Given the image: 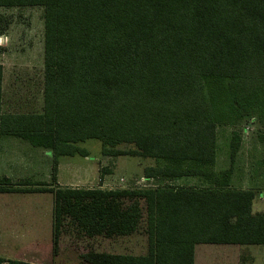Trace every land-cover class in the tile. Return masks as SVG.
Wrapping results in <instances>:
<instances>
[{
    "label": "trees",
    "instance_id": "obj_1",
    "mask_svg": "<svg viewBox=\"0 0 264 264\" xmlns=\"http://www.w3.org/2000/svg\"><path fill=\"white\" fill-rule=\"evenodd\" d=\"M30 7L44 11L42 107L4 112L0 65V128L53 153V182L61 157H89L79 144L98 140L104 156L162 162L148 180L210 186L23 190L46 184L3 179L0 193L54 195L56 250L67 221L92 239L133 236L144 223L145 255L89 251L86 264H194L197 245H263L258 194L213 168L221 123L256 113L264 126V0H0ZM240 142L235 132L233 161Z\"/></svg>",
    "mask_w": 264,
    "mask_h": 264
},
{
    "label": "rangeland",
    "instance_id": "obj_2",
    "mask_svg": "<svg viewBox=\"0 0 264 264\" xmlns=\"http://www.w3.org/2000/svg\"><path fill=\"white\" fill-rule=\"evenodd\" d=\"M0 29L6 33L0 47L8 55L4 62L8 91L6 108L14 110H40L41 90L44 75L45 24L42 8H0ZM28 102V103H26ZM28 104V105H26ZM25 107H24V106ZM240 134V151L231 159L233 134ZM218 151L215 173L232 171V186L255 190L258 196L264 193V126L256 113L247 114L235 124L221 123L218 126ZM89 157L76 156L66 165L75 172H65L67 186L77 189H149L160 186H210L200 178H183L173 182L146 179L148 167L163 165L152 159L102 154L98 140L79 144ZM119 149L128 151L132 146ZM87 166V167H86ZM45 186H23V190L58 189L53 182V172L38 176ZM49 183H47V182ZM53 186H47V185ZM13 186H7L12 188ZM14 188V187H13ZM18 188H20L18 186ZM0 193V254L5 260L20 259L34 264H86L82 256L89 251L111 254L143 255L148 250L144 223L141 231L126 238H88L79 235L69 221L61 228L58 247L54 245L55 198L51 192ZM13 196V197H10ZM256 211L259 207H255ZM6 213V214H5ZM8 215V217H7ZM9 218V219H8ZM6 220V221H5ZM12 236L11 239L6 235ZM14 244H12V243ZM236 246L203 244L198 247L197 264H264V249L247 246L248 251L239 252ZM251 248H254L253 250ZM251 250V251H250ZM252 253V254H251ZM240 255V261L238 260ZM255 257V258H252ZM252 258V259H251Z\"/></svg>",
    "mask_w": 264,
    "mask_h": 264
},
{
    "label": "crops",
    "instance_id": "obj_3",
    "mask_svg": "<svg viewBox=\"0 0 264 264\" xmlns=\"http://www.w3.org/2000/svg\"><path fill=\"white\" fill-rule=\"evenodd\" d=\"M5 34L6 33H4V31L0 29L1 41H3L2 38ZM1 49L2 48L0 47V50ZM44 54H45V47H44ZM7 57L9 56L6 54H3L2 51H0V65L3 67V93H4L5 103L7 102L8 91H6V87H5L6 71H5L4 62L8 60ZM24 111L26 110H22V112ZM4 112L7 113V112H18V111L14 110V106L12 108H6L5 106ZM0 125H6V124L0 123ZM4 130H5L4 128H0V180L9 179L12 182V185L10 186H13L14 188H17L19 186L18 184H21L23 182H28L30 184L45 183L43 182V180L38 179L39 178L38 176L39 174L45 173L46 171L49 172L50 175L53 172V167H54L53 153L50 150H47L44 148L34 147L22 137L5 133ZM75 157H61L59 159L57 183L55 184V186H59V188H74V187L67 186L68 185L67 183L69 182V180L68 178H66L65 172L75 174V172L79 171V169L73 172L72 170H75V169L70 168L69 165H66L68 160H65V159L68 158L69 161L71 160V161H74V163L81 164L79 162H76L75 160H72ZM0 186H6V185H0ZM19 194L21 193L16 192L15 194H13L14 195L13 199L15 198L17 199ZM10 197H13V196H10ZM255 207H259V210L256 211ZM254 212L264 213V193H261L256 198L254 202ZM6 238L11 239V240L13 239L12 236H9V234L6 235ZM12 242H14V239L12 240ZM199 246L200 245H197L195 247L194 264H197V257H198L197 251H198ZM223 246L239 247L236 249L239 252L241 251V253L248 251L249 249L247 248V246H240V245H223ZM253 247H260L264 249V244L263 245H253ZM251 249L253 250L254 248H251ZM146 253L147 251H145L143 255H145ZM0 257L4 258L3 255L1 254H0ZM238 258H239L238 260L240 261L239 254H238ZM252 258H255V257H252ZM11 260H16V259H11ZM22 261H25V260H22Z\"/></svg>",
    "mask_w": 264,
    "mask_h": 264
}]
</instances>
